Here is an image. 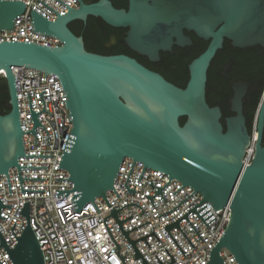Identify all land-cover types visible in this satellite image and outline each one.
Returning <instances> with one entry per match:
<instances>
[{
    "label": "water",
    "instance_id": "95a60500",
    "mask_svg": "<svg viewBox=\"0 0 264 264\" xmlns=\"http://www.w3.org/2000/svg\"><path fill=\"white\" fill-rule=\"evenodd\" d=\"M57 13L58 19L51 22L33 9L31 15L33 31L37 34L55 37L62 47L51 48L30 42L0 43V76L8 82L10 104L8 115H0V177L7 174L10 195L12 196L9 169L18 168L21 191L46 192V190H25L24 180H45L44 178H22L21 169H48V167H21L20 157H52V155H26L23 136L33 133L39 122L40 113L32 109L29 94L31 117L34 129L22 131L18 105L16 78L13 68L27 67L59 77L65 95V105L70 111V121L74 127L63 154L59 169L69 172L73 190H56L57 198H68L74 194L72 203L76 212L96 198L102 197L111 208V215L104 223L118 246L121 247L107 225V219L114 217L126 239L135 249V259L149 264L136 247V242L146 241V235L136 241L129 233L150 223L147 222L130 231H125L123 223L133 215L119 220V210H114L106 197L113 189L116 176L123 160L130 157L134 164L125 184L129 193H137L127 186L135 163L140 161L144 169H155L169 175L163 188H157L154 196L145 195L156 208L153 199L162 194L171 179L194 188V193L173 210L181 206L196 192L204 200L191 209L181 219L164 228L187 256L171 230L177 227L189 243L196 247L180 227L187 220L202 240V236L189 220V215L197 213L208 227L216 218L206 206L211 203L216 211L230 207L231 219L221 240L210 252L207 264H225L220 256L222 249L232 253L239 264H264V94L259 106L258 141L256 153L249 166L243 159L251 144V135L244 115V99L249 86L236 84L232 100L233 117L222 123L223 114L219 107H211L207 102L208 72L210 66L226 40L233 47L246 49L264 47V0H127L128 9H117L110 0H96L94 4L80 1L79 9L68 7L67 15H61L47 4L38 0ZM27 4L22 1L0 0V31H14L15 20L26 12ZM89 17L100 18L117 29H127L125 42L135 53L157 63L162 52H171L174 46L181 48L193 45L185 32H192L198 38L209 42L208 48L189 65L190 79L185 89L179 88L136 59L126 55L103 56L86 49L83 37L76 36L69 28L73 21L86 22ZM4 73L3 75H1ZM49 113V112H47ZM51 115V114H50ZM52 116V115H51ZM186 118L184 125L180 119ZM45 128V127H44ZM46 129V128H45ZM47 131V129H46ZM48 145H49V133ZM37 142V136H36ZM35 142V145H36ZM12 208L0 199L2 208ZM27 220V227L21 237L12 232L18 244L11 249L0 231V247H4L14 264H45L42 248L30 225L31 202H25L20 213ZM172 258V263L176 261ZM157 259L159 257L156 255ZM0 264L2 262L0 261Z\"/></svg>",
    "mask_w": 264,
    "mask_h": 264
},
{
    "label": "built area",
    "instance_id": "2783aa9c",
    "mask_svg": "<svg viewBox=\"0 0 264 264\" xmlns=\"http://www.w3.org/2000/svg\"><path fill=\"white\" fill-rule=\"evenodd\" d=\"M3 1H22L27 4L26 12L15 20L14 31H0V43L3 42H30L51 48L63 46L61 40L37 34L33 31L32 11L55 22L58 19L57 13L49 9L38 0H3ZM49 7L61 15H67L68 7L58 0H41ZM72 9L80 8L78 0H61ZM16 78V89L18 105L20 112L22 131L28 132L34 129V122L31 117L29 94L32 102V109L35 113L44 110L46 103V112L39 115V122L44 127H37L35 134L25 133L23 136L24 150L26 155H52V157H20L18 162L21 167H48V169H21L22 178H44L45 180H24L22 186L25 190H46V192H26L22 193L18 168L9 169V178L12 190L10 195L7 174L0 177V199L6 205H12V208H2L0 218V231L6 239L9 247L15 249L18 244L12 229L16 224L14 231L17 237H21L28 225L24 216L20 215L25 202H31L30 225L36 235V238L42 248L45 264H123L117 255L118 246L112 239L104 219L111 215V208L107 205L104 198L99 197L94 200L100 213L92 202L85 205L80 211L76 212L72 203L74 194L71 192L69 197L57 198L56 190H73L72 181H56V179H69L70 174L65 169H59L63 154L74 127L70 121V111L65 105V95L62 83L55 74H47L27 67L13 68ZM49 112V113H47ZM52 116H51V115ZM258 141L257 125L251 135V144L246 151L243 163L249 166L256 153V143ZM36 142V145H35ZM134 160L127 157L123 160L113 187L106 193V197L114 210H119L127 204H138L142 209L135 205H130L118 212L119 220L124 221L131 215L134 218L123 223L125 231H130L140 225L150 221V223L129 233V238L136 241L153 232L154 235L147 237L146 241L136 242V247L144 256L149 264H161L156 255L163 264H171L172 258L165 248L172 255L175 264H207L210 261V252L223 237L231 219V208L225 206L216 211L209 202L206 206L215 216L216 220L208 227L204 224L197 213L189 215V220L204 240L200 238L194 228L187 220L180 223V227L196 247L195 249L189 243L187 238L177 227L171 230V235L186 253H182L180 248L174 242L172 237L164 228L165 226L181 219L191 209L198 205L203 196L196 192L186 202L176 210L162 216H159L173 210L186 198L194 193V188L185 186L176 195L173 196L183 184L176 179H171L169 185L163 189L164 202L161 195H156L153 202L145 197L154 196L157 188L150 186L152 179L154 186L163 188L168 184L169 175L151 168H146L141 182L144 164L140 161L135 163L127 186L130 189L138 191L129 193L125 184L129 177ZM107 225L121 247L120 256L125 257V264H143L142 259H135V249L123 235L116 219L110 217L107 219ZM0 240V244H1ZM220 256L225 264H239L234 255L227 249H222ZM0 261L2 264H14L4 247H0Z\"/></svg>",
    "mask_w": 264,
    "mask_h": 264
},
{
    "label": "trees",
    "instance_id": "16d2710c",
    "mask_svg": "<svg viewBox=\"0 0 264 264\" xmlns=\"http://www.w3.org/2000/svg\"><path fill=\"white\" fill-rule=\"evenodd\" d=\"M110 1L113 3L114 7L117 9H128L129 3L127 0H110ZM70 29L76 36L84 38L86 49L89 52L103 55V56L126 55V56L136 59L139 63H141L148 69L156 72V69L150 66V61L148 60V58L143 57L133 52L127 46L125 42L126 33L128 31L127 29L113 28L109 26L108 24H106L102 19L94 18V17H90L85 33L77 32L71 27ZM110 34H114V36L116 37L117 43L111 51H108L105 48V43L109 41ZM191 38L194 41L193 46L188 48L186 53H182L183 51L180 50L181 54L178 53L177 55H175L173 59L170 60V61H174L175 64L176 63L178 64L180 76L184 78L183 81L173 80L172 83H174V85L182 89L186 88L187 86L186 83L187 81L189 82V79H190L189 65L192 63V61H194L202 53H204L208 47V43L202 39L197 38L195 34H192ZM230 47H231L230 42L226 41L225 48L218 52L214 60H216L220 56H223L224 51L228 50V48ZM182 54H185V57ZM162 56L164 57V54H162ZM165 62H169V60L167 59ZM228 62L229 60L227 59L224 60V62L222 63L220 67V71L223 70L224 66ZM255 67L256 66L254 65H249V64L245 65L239 61H236V65L234 67L235 71L240 72L242 76H245V78L243 77L242 79H244V81L250 84V90L248 92L246 99L244 100L245 115L247 119L250 118V121H251L250 127H249L250 132L253 131L252 123L255 119V114L258 110V106L260 104V101L264 93L263 63H262L261 68L258 67L259 71H261L263 75L261 79H258V80L255 79V73H254V71L256 70ZM218 75L220 76V74L218 73L217 75L210 74V70L208 72L209 78H208V84H207V102L211 107L220 106L222 108L223 113L225 115H229L230 106L226 103V100L232 97L233 92H232L231 87L220 83L221 80L223 81V79H219L221 77H219ZM11 110H12V107L10 104V92H9L8 82L4 76H0V115L2 116L8 115L11 112ZM185 122H186V118L180 119L181 125H184ZM222 123L224 127H226L224 118L222 119Z\"/></svg>",
    "mask_w": 264,
    "mask_h": 264
},
{
    "label": "flooded vegetation",
    "instance_id": "af4514ba",
    "mask_svg": "<svg viewBox=\"0 0 264 264\" xmlns=\"http://www.w3.org/2000/svg\"><path fill=\"white\" fill-rule=\"evenodd\" d=\"M85 2L87 4H94V3H96V0H85ZM89 19H90V17L87 19L86 22L79 21V20L73 21V22H71L69 24V28L71 27L77 32L85 33L86 28H87L88 23H89ZM192 34H194V33L187 32V31L185 32V35L187 37H189V38H191ZM191 40H192V42L194 44V41H193L192 38H191ZM226 41H229V40H226ZM229 42L231 44V47L228 48V50L224 51L223 56H220L216 60H213L214 63L212 62L211 66H210V69H209L210 70V74H212V75H217V73L220 74V76L218 75L219 77H221L219 79H223V81L221 80L220 83H222L223 85L231 87L232 92H233L232 97L230 99L226 100V103L230 106V114L229 115H225L223 113L222 108L220 106H215V107H219L221 109L222 114H223V118H224L225 121H226L227 118L235 116V114L231 110V108H232V100H233V97H234V86L236 84L243 83V84H247L249 86L248 92L250 90V84L248 82L244 81V79H242L243 77L245 78V76H242V74L240 72H237V71L234 70V67L236 65V61H239V62H241V63H243L245 65L249 64V65L256 66L255 67L256 70L254 71L256 80L261 79V77L263 76L262 72L259 71L258 67L261 68L262 67V63H263V66H264V47L255 46V47L246 48V49H238V48L233 47L231 41H229ZM116 43H117L116 37L114 36V34H110V39H109V41H107V43H105V48L108 51H111L113 49V47L116 45ZM207 43L209 45V42H207ZM190 47L181 48V47H178V46H174L173 50L171 52H162L161 53V60L159 62L153 63V62H151L148 59L150 61V66L152 68L156 69L157 73L161 74L166 80H168L171 83H172L173 80L174 81L175 80L176 81H180V80L183 81L184 78L182 76H180L179 69H178L179 68L178 64L177 63L175 64L174 61H170V60L173 59L175 57V55H177L178 53L181 54V51H183L182 53H186L187 49L190 48ZM224 48H225V43H224L223 49ZM162 54H164V57L162 56ZM182 55L185 57V54H182ZM167 59L169 60V62H165ZM225 59L229 60V62L226 63V65L224 66L223 70L220 71V67H221V65H222V63L224 62ZM186 84H188V81H187ZM248 92H247V95H248ZM247 95H246V97H247ZM246 97H245V99H246ZM262 98H263V96H262ZM260 103H261V101H260ZM259 106H260V104H259ZM259 106H258V110H257V112L255 114V119H254V121L252 123V130L254 129V125L255 124L257 125V129H258V124H259ZM244 115H245V104H244ZM245 117H246V115H245ZM250 123H251L250 118L247 119V117H246V125H247V128H248V131H249ZM252 132L249 131L250 135H252ZM263 143H264V132H263Z\"/></svg>",
    "mask_w": 264,
    "mask_h": 264
},
{
    "label": "bare ground",
    "instance_id": "6f19581e",
    "mask_svg": "<svg viewBox=\"0 0 264 264\" xmlns=\"http://www.w3.org/2000/svg\"><path fill=\"white\" fill-rule=\"evenodd\" d=\"M2 74H4V73H2Z\"/></svg>",
    "mask_w": 264,
    "mask_h": 264
},
{
    "label": "rangeland",
    "instance_id": "374dc122",
    "mask_svg": "<svg viewBox=\"0 0 264 264\" xmlns=\"http://www.w3.org/2000/svg\"><path fill=\"white\" fill-rule=\"evenodd\" d=\"M1 75H3V74H1Z\"/></svg>",
    "mask_w": 264,
    "mask_h": 264
}]
</instances>
